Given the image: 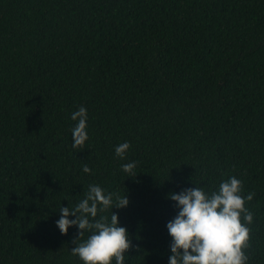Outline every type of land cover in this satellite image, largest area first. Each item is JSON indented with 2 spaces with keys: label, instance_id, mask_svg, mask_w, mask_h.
<instances>
[{
  "label": "trees",
  "instance_id": "1",
  "mask_svg": "<svg viewBox=\"0 0 264 264\" xmlns=\"http://www.w3.org/2000/svg\"><path fill=\"white\" fill-rule=\"evenodd\" d=\"M232 177L264 264V0H0V264H81L55 225L92 185L129 200L125 264H168L170 195Z\"/></svg>",
  "mask_w": 264,
  "mask_h": 264
},
{
  "label": "clouds",
  "instance_id": "2",
  "mask_svg": "<svg viewBox=\"0 0 264 264\" xmlns=\"http://www.w3.org/2000/svg\"><path fill=\"white\" fill-rule=\"evenodd\" d=\"M71 120L78 121L71 130L72 148L81 149L89 140L87 109L80 108L71 115ZM130 148L129 143L117 146L115 156L126 160ZM137 167L132 162L123 165L121 171L131 179L137 176ZM82 171L91 174L87 166ZM242 191V181L232 177L221 182L211 194L197 186L171 194L168 199L175 205L177 215L166 225L171 241L168 264H248L245 252L253 216L245 205L252 201L253 195L244 197ZM128 205L125 193L120 197L92 185L73 210L61 208L55 227L61 235L77 229L78 239L73 241L71 255L81 264H125L132 242L127 230L119 226L113 209L123 210ZM109 211L110 220L102 215ZM85 233H90L87 240L78 244L77 241L84 240Z\"/></svg>",
  "mask_w": 264,
  "mask_h": 264
}]
</instances>
